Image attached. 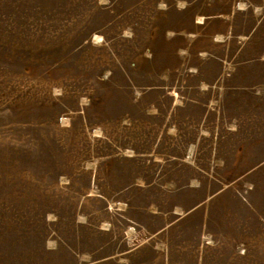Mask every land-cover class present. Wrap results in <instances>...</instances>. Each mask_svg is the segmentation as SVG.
Returning a JSON list of instances; mask_svg holds the SVG:
<instances>
[{
	"label": "rangeland",
	"instance_id": "1",
	"mask_svg": "<svg viewBox=\"0 0 264 264\" xmlns=\"http://www.w3.org/2000/svg\"><path fill=\"white\" fill-rule=\"evenodd\" d=\"M0 264H264V0H0Z\"/></svg>",
	"mask_w": 264,
	"mask_h": 264
}]
</instances>
